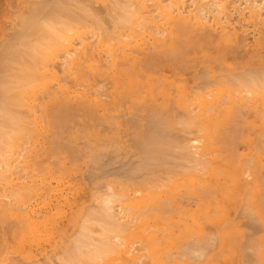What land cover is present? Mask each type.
<instances>
[{
    "label": "bare ground",
    "instance_id": "6f19581e",
    "mask_svg": "<svg viewBox=\"0 0 264 264\" xmlns=\"http://www.w3.org/2000/svg\"><path fill=\"white\" fill-rule=\"evenodd\" d=\"M183 1H184L183 3H186L188 5L189 2L187 0L186 1L188 3L185 2V0ZM233 1L206 0V2H203V0H192V3L189 4L191 7L187 6L188 7L187 9V7L183 8L184 5L186 6V4L183 5L182 0H28L27 3H25V6L22 7L18 13L12 12L14 13V15L12 20L8 19L9 20L8 24H6V22H4V25L3 23H0V33H1L0 34L1 35L0 36V264H130L131 259L127 255L129 253H130L129 255H131L132 251H134V254L135 252H137V249L132 250V248H134L133 243L135 241L136 244L138 243V245H140V242L142 243L141 247L143 248V253H144L143 255L146 256L144 259H146L147 257L150 258L153 262L152 264H157V262H159V264H163L165 260H169L170 263H164V264L187 263L185 261H184L185 263H183L182 260L188 261V264H210V262L213 261L214 258L213 256L217 255L218 254L217 252H219L216 250V248L217 249L222 248V247H218L219 245L222 246V240H220L221 238H223L222 234H225L224 232L225 231L227 232V230H229L228 229L229 227L227 228L225 222L223 224L226 226L227 230L219 227L220 233L218 234L220 235L219 236L220 239H218V234L216 233L214 234L213 231L209 232V230H206L209 233H213V234H208V232L206 233L204 232L205 229L204 226L202 225L205 221H203L200 226H202L203 227L202 229L204 230L202 229L199 230L201 234L203 233L202 235L199 234L201 238L196 234L198 231L196 232L194 230L196 233H193L192 236H194V234L195 236L193 238L190 237V241L189 242L187 241L188 243L187 242L184 243L181 241V236H177L176 234V233L180 234L179 233L180 230L181 232L183 231V234H185L187 231L185 226L183 227L185 228L184 230L186 231L184 232V230H182L180 223L183 222L182 224L183 225L186 224V227L189 224L192 225L193 223H195V225L199 227L200 224L199 222L201 221L196 220L197 222L196 221L194 222L193 220L192 223L188 222L189 224H187V222L185 223V221L180 220L179 224L174 223L176 226L173 225V222L171 221L170 225L172 227L169 225L171 228H173V226L178 227L177 229L180 228L179 232L177 231L176 233H174V235H172L174 229L172 231V229L168 226L169 223L167 222L168 221L167 218L166 220L167 223L164 224V226L163 224H161L162 227H165L164 229L161 227L162 232L159 229L157 231V232L160 231V234L162 233L164 235L163 237V235L161 234V236L163 237V238L161 237L162 238L161 240V238L158 237V235L157 237L155 236L156 232L154 233L153 230L151 231V229H157V227H155L156 225L160 227V224L158 225L157 222L154 226L155 222L152 221L151 222L153 223V227H152V224L148 223L150 219L149 218L146 219L148 221L146 222L147 223V227H146L145 225L146 223L144 224L143 220H145V218L152 216V215L149 216L150 213L152 214L151 210L155 209L154 211L155 213H157L156 211H158L161 207H165V205L168 202H171V200L169 199L170 195H171V199H173L172 195L176 196V192L178 191L176 189L177 188L176 186H179L180 184L182 185V181H184L186 177L187 180H189V184L190 185L193 184V187L194 184L196 185L199 183L198 184L199 188L200 187H202L201 189L205 188L204 192L206 191V186H208V188L210 189L213 185L211 181L212 179L209 177L212 176L217 177L218 175H221L223 177V174H221L220 172L219 174H217V171H220V169L218 168L219 165H217L218 163L216 164V166H213L211 162L212 159L208 156L210 154L212 156V152L215 151L211 148V146L213 145L212 136L214 135L211 134L212 131L210 130L211 129L210 127L212 126L210 124L214 122L210 120L211 117L208 114H211L210 110L212 109L213 112L215 111L214 110L215 108L211 106L216 107L217 105L215 103L216 102L220 103V100L218 101V98L220 99V96L221 98L224 96V99H221V101L224 100L223 102L226 106L227 104H229L228 103L229 101H227L229 98L228 99L226 98L227 97L226 94L222 96V94L220 93H218L219 97L216 98L217 97V95L215 94L216 90L211 91L210 89H214L212 88L213 86L215 87L219 86L220 89L222 90V91L220 90V92L225 93L226 88L227 89L229 88L228 90H231L233 94L230 91L231 94L227 92V95L230 94L231 96H233V97L230 96L231 98L230 100L234 99L232 102H230L229 105L237 109L234 110L232 108L233 112L239 111L240 114L241 113L240 109L238 110V108H236V105L240 104V103H236L235 101V96L239 97L238 94L235 95V92L236 93L238 92L236 91V89L239 91L241 90L240 92H242V90L243 91L246 90L248 91L247 93H251V94L252 92L253 93L255 92L257 93V96L262 97L261 92L264 91V71L248 69L247 71L241 70V71H235L229 73L231 68L229 67L228 62L225 63L222 62L223 59H224L223 61H226L225 56L224 58L221 56L223 59L221 60L219 58L220 61L226 65L228 64L227 67L226 65L225 67L218 66L219 70L222 73H217L216 70L218 68L216 70L215 68H213L214 72H211L210 71L211 69L207 70L206 72L204 71L203 72L205 73L204 77H206L207 75L206 73L209 72L211 73V75L214 76H210L208 74L210 76V79H208L207 81H203L202 83L199 84L200 91L201 88H204L205 91L206 90L209 92L211 91L210 92L211 96H212V92H214L215 95L214 94L213 95L215 99L214 97L213 98L208 96L203 97V94L205 92V91L203 92V90L201 91L203 93L200 94L202 96L201 99L200 98L201 96L199 95V90H195L198 91L196 92L198 94H196L195 91L191 89V91L190 90L189 91L190 92L193 91L194 94L193 93L190 94L195 95L196 99L194 101H193L194 98L190 100V96L186 94L187 93L185 89L186 87L183 86L182 88L183 90H182L180 86L183 95L179 97L178 100L176 101L175 99L176 94H172V96L175 95V97H171V99L169 97V99L165 102H163V96L166 92L164 93L165 90L163 88V82L161 81L163 77L161 76V79L155 80L149 76L146 80H143L142 75L145 72V68L146 69H149L151 67L154 68L158 63L162 62L163 60L159 56L154 55L155 54L154 48L156 46L153 48L151 43L154 44L157 43L158 47L160 48L159 49L160 52L159 51L158 52L161 55H166L168 51H172L173 49H175L174 47L177 46L175 43L178 42L180 44L181 40H185V41L189 39L199 40V38H204V37L207 39V36L203 37L204 32L198 33L197 30L200 28V25L201 27H203V24L205 25V28L209 27L206 26L207 23L205 22V20L206 21L211 20V19H207V16L212 14L210 11L212 12L214 11L215 13L223 12L227 14L226 11H228L229 6L231 5L233 6V8L236 7L235 9L237 11H235V14L237 15L238 13L236 12H239L240 8L242 13L245 11V14L247 12L246 10L248 9V11H250L248 12V16L250 18L256 19L257 21H262V20L264 21V15H263L264 11H262L264 10V0H262L261 3L258 2L259 0H243L242 3L240 2L241 4L238 3L240 0H236L237 2L234 1L236 5L238 3V6H234L235 4H233ZM244 2L247 4L248 8L242 11V9H244L242 8V6L245 5ZM150 4L151 6H153L152 8H150ZM181 7L183 8L182 12H178V8L179 10H181L180 9ZM235 9H230L229 11L234 13L233 10ZM175 10H177V13ZM233 13L232 15H234ZM245 14L241 17L244 18ZM214 16H216L217 20H219L221 17H224L226 15L223 16L222 14L220 18H218L216 14H214ZM228 17L226 19H228ZM249 17H245V20L247 18L249 19ZM230 18L229 21H231ZM252 19H249L248 22H250ZM256 20H254V22H257ZM211 21L213 24L215 23L214 26L216 27L217 21L216 22L213 21V17ZM224 21L226 20L224 19ZM224 21L222 20V23ZM251 23L253 22L251 21ZM213 24L212 26L210 25V27H212L210 28L211 30H213ZM230 24L234 25V23L232 24V21ZM195 25L196 26L199 25V27L197 28ZM222 25L224 26V23ZM259 25L257 22V25L255 26H258V28H260L261 25L260 26ZM224 27L225 29L227 28L226 26ZM262 28L264 31V26ZM214 30L216 31V28ZM198 31H201V28ZM202 31H204V29ZM220 31L221 30H219V32ZM217 32H218V27H217ZM231 33L232 31L230 32L229 35H231ZM224 34H225L224 37H226L227 35L226 30ZM163 36L167 38H164ZM208 37L210 39L213 36L210 37L209 35ZM77 41L79 42L77 43ZM241 41L243 40L241 39ZM259 42L261 43V41ZM76 43L78 45L74 46L76 45ZM193 43H190L189 45ZM185 46L188 45L185 44ZM185 48L187 51V47ZM143 53H145L147 56H143ZM174 54L176 56L175 52ZM213 57H215V55ZM191 63L195 64V61L192 62L191 60ZM217 63L221 64L219 61ZM240 65L242 64L240 63ZM201 77L203 76L201 75ZM165 85L167 86V83ZM172 85L174 86V84ZM219 87L216 88L219 89ZM224 89L225 91H223ZM181 91L179 90L178 92L181 93ZM175 93H176V89H175ZM210 93L208 94L210 95ZM247 93H240V95L242 94V98H245L243 96H245ZM255 93L253 94L254 97L253 101L257 99L254 96ZM205 94H207V92ZM251 94L250 95L247 94L249 96L248 98L252 96ZM197 98L200 99L197 100ZM206 98L207 99L211 98V100L214 99V101H212L213 103H208L210 99L207 101ZM248 98L246 96L243 102L245 101L248 102L249 101ZM203 99L206 100V102L203 101ZM216 99L217 101H215ZM258 99L256 101H258ZM189 100L192 102H195L197 100L195 102L197 105L194 103V105L191 108L190 106L192 104ZM170 101H174L173 103L171 102L172 104H174L175 106L174 108H171L172 107L171 104H170L171 107L168 106ZM198 101L201 102L198 103ZM237 101L239 102L241 100H237ZM223 102L220 103L219 106L222 105ZM204 103L205 105L207 104L206 113L208 114H205V110L204 111L202 110V108H204L203 107ZM231 103H234L235 105ZM248 103H253V102L250 101ZM198 104H200L199 106H202V108L198 107ZM224 104L222 105V108L219 107L221 110L223 109ZM180 105H185L183 107L185 109L184 112H181L179 109H177L176 111V107L177 108L182 107ZM208 105H211L210 107L212 109L210 108L209 110ZM241 105L243 106L244 103L242 104L241 102ZM258 105H257L258 108L261 107V105L259 106ZM194 106L197 107L196 108L197 110L198 108H200L199 109L200 115L198 114L199 111L196 113L194 112L195 111ZM226 106H224V109ZM169 107L170 109H172L171 112L169 110ZM239 108L241 107L239 106ZM201 112L202 114L204 113L203 115H205V117L201 114ZM215 113L217 114V116H215L216 115ZM215 113H213L214 115L212 114V116H215L213 117V120L217 119L218 117H219L218 120L222 119V117L218 116L219 115L218 111H216ZM236 114L238 115L237 112ZM242 114L243 113L240 114L239 116L240 118L241 116H243ZM259 114L262 115V113H258V115ZM201 115L203 117H200ZM206 115L208 117H206ZM123 116L124 117L126 116L127 119L125 120L126 125L124 124L125 133L123 132L122 135L124 134L129 138V143L125 142L126 143L125 145L123 144L121 145L122 142L120 143L117 140H115L114 142L111 139L108 140L107 139L108 135H106V133H104L103 135L102 133V130H106L107 128L104 127L105 124H109L110 125L109 128L115 130L116 127L114 126L118 127L120 125V121H121L120 118H122ZM225 117H223V119ZM232 117H234L235 119V115ZM81 118L84 119L87 118L90 120L93 119L94 121L96 120L100 122V124L102 125V130L101 128L98 129H100V136L103 135L104 137L102 138V149L105 151L103 156H108V157L110 156L111 159L110 161L107 162V164L102 163V168H101L102 171L99 172L97 177L90 179V181L92 180L91 186L94 185V191L91 202L84 204L80 208L78 207L79 209L77 208V211H75V213L72 215V220H74L73 222L75 223V228H76L74 234L68 238L66 233H61L59 235L60 239L57 240L56 244L53 243V247L51 246L52 247L51 250L43 249L40 253L39 251L38 253L37 252L35 253L31 249L28 250L26 244L28 242L31 243L37 242L40 244V242L44 240H46L45 242H47L48 237L52 235L51 234L52 230L57 229V227L55 228V223L54 221H52V218L49 215L40 212V210L38 209L40 204L42 206L46 205L47 199L49 197L48 195H50L48 193H50L54 189L51 186V179L57 171V170L53 171L52 167L50 166L51 164L50 156L52 155L51 152L54 148L53 147L51 148V146H49L48 143L49 139L51 142V140L55 138L54 136L56 133L62 132L61 129L64 123L65 125H67L66 123L79 121V120L81 121L82 120ZM200 118L201 120H199ZM205 118L206 119L210 118L206 120L207 122L209 121L208 124L210 125V127L209 126L206 127L208 124L207 125L205 124L206 123ZM229 118L230 117H228L227 119ZM244 119L243 121H245ZM200 121L201 122L204 121L205 122V123L203 122V125H205L204 127L209 128L211 133L209 132L208 129L205 130V132L207 131L208 133H210L209 136L212 137L211 139L210 137H206V133H207L206 132L205 135L203 136L205 137L204 138L205 141L201 140V138L203 139V137L200 136V134L202 132L204 133L205 128L201 129L203 125L200 124L201 123ZM231 121L233 122L232 118ZM216 123H218V121ZM224 125L226 126V124ZM214 127L215 126H213V128ZM90 128L92 129V127H88V128L86 127L85 132L92 131L89 130ZM219 129L220 127H218V130ZM231 129H228V131ZM83 130H84V125H83ZM110 131L111 133L113 132L112 130ZM182 131L184 132L182 134L184 136L179 135V133H182ZM197 132L200 133L198 134ZM231 132L233 133V131ZM225 133L226 132H224V134ZM220 134L222 133H219V136L218 135L217 136L221 137ZM122 135L120 133V135L117 136L121 138ZM195 135H198V139L200 136V139L198 141ZM79 136L81 135L79 134ZM70 137L69 139L71 140ZM236 137L238 138L239 136ZM123 139H125V137ZM219 139L221 140V138H217V141H219ZM230 139L234 140V138H230ZM96 140L97 139L95 138V141ZM214 140H215V136H214ZM198 142L199 143L203 142V143L199 145ZM94 143L95 142H93V144ZM257 143H259V141ZM208 144L210 145L209 147ZM229 144H233V143H229ZM262 144H264V142L261 143V147ZM90 145L92 146V144ZM216 145L217 143H215V146ZM227 146L229 145L227 144ZM198 147L202 148L203 153L199 151ZM216 147L213 148L216 149ZM108 148L110 149V151ZM129 148L131 150H129ZM170 148H173V150ZM208 148H211V150H213L212 152H210V154H208L207 152ZM169 149L174 154H171ZM259 150H261V148ZM256 152L257 151H255V153ZM96 153L98 152L96 151ZM232 154L235 153H231V155ZM128 157L130 158L129 160L127 159ZM171 158L172 161L170 160ZM58 159H60V156ZM122 159L127 162V165H124L123 167L116 166L117 168L114 166L115 170H111V172L108 171L110 168V167L108 168V165H110L111 163L112 165L118 163ZM176 159L177 161L173 162V160ZM214 160H216V158ZM57 161L58 164H60L59 160ZM226 161L227 163L231 162V161L228 162V160ZM250 163H252V161ZM261 163L263 164V162H260L259 165H261ZM247 164L246 166H249ZM59 168L61 167L59 166ZM244 168L247 167H243V169ZM254 168L256 169V167ZM251 169L249 168L248 170L244 171L247 172L245 173L246 179L249 178V177L247 178V176L250 175L249 171ZM62 170L64 171L66 169H62ZM252 171L254 172V170ZM252 171L250 172L251 174H253L252 175L253 177L254 174L256 173V170L255 173H252ZM223 172L226 171L224 170ZM255 175H257L256 180L255 178H253V181L247 180V182L251 184L248 185V191L249 189L253 190L256 187L259 189V187H261L260 181L263 180L262 182H264V177L261 176L262 174L259 175L260 177H262L261 179L258 177V172ZM179 176L182 180L181 182H179ZM217 178L219 179V176ZM187 180H185L184 183H186ZM243 180L244 179H241L240 176H238V174L236 175L235 181L236 182L238 181L237 184L239 186L241 184L240 183L241 181H242L241 186H243L244 183ZM237 184L235 186H237ZM182 186H184V184ZM188 187L191 188L190 186ZM173 189H176L177 191L174 193L175 190L173 191ZM194 189L195 187L191 188V190ZM237 189L241 190V188L238 187ZM258 189L256 190L258 191ZM261 189H259V191H261ZM195 190L197 191V189ZM259 191H258L259 193L258 195H260ZM251 193L252 195L255 194V192L254 193L251 192ZM213 194H215V192ZM213 194L207 196L211 197ZM246 195H249V193L247 194L245 193V196ZM181 196L183 197V195ZM166 197L167 198L169 197L168 199L170 201ZM187 197L189 198V196ZM165 199H167L168 202H165L164 204L161 201L160 203H162V205H159L158 207L157 206L155 207L154 205L153 206L154 209H153L152 205L155 202L158 203L159 200H165ZM202 199L203 198H201V200ZM259 199L262 200V198ZM244 200H249V199L247 197V199ZM152 201L153 204L151 203ZM254 202L251 203L253 204ZM172 203L173 202H171V204L168 203L169 208L168 206H166L167 208L166 209L164 208L165 211L161 209V211L159 210L160 212L158 211L157 214L159 213L161 214L163 210L164 212L162 213V216L164 215H166V217L172 216L171 214L173 213H170L171 210H169L170 208L173 209L174 207ZM211 203L213 205V202ZM149 204L152 205L150 206ZM148 205L150 206V209ZM257 205L256 208H258L259 205L261 206L264 205V203L262 204L257 203ZM185 206L187 207V205ZM198 206H199L198 208L200 209L201 206L200 205ZM256 208L252 207L249 209L246 207V209H248L247 210L248 212L249 210L254 211V215L257 214V210L259 209ZM246 209H243V207L241 206V209L238 212L241 213L243 212L244 214V211ZM181 210L184 211L185 209L181 207ZM194 212L195 210L192 213L193 215L196 214ZM166 213L170 215H167ZM157 214L156 216H158ZM184 214L186 215L185 212H183L181 215L183 216ZM187 214H191V213L189 212ZM248 214H247L248 216H251L250 212ZM205 215L206 214H204V216ZM257 215L259 216V214ZM191 217L193 218L194 216ZM251 217L250 219H252ZM261 217L263 218V216ZM155 218L159 219V216L158 218L157 217ZM155 218H153V220H155ZM197 218L198 217H196V219ZM240 218L237 217L235 219L237 220ZM253 220L250 222H253ZM254 221L256 222V220ZM262 222H264V220ZM230 223L229 226L231 225ZM224 225L222 227H225ZM167 226L171 230L168 229ZM189 228H191V226ZM195 228L196 227H194V229ZM191 229L190 230L188 229V232L190 234H191L190 231H192ZM142 231H145L147 235L145 232L144 234L148 236V239H145V241H143L142 239L143 236L145 235L142 234L143 236H140L141 235L140 233H142ZM235 231L233 232L234 235H235ZM148 233H150V236ZM169 233H171V235H169ZM261 233H255V235L259 236ZM146 236L145 238H147ZM175 236L179 237L180 239L177 241L178 242L181 241L183 244H180L181 242L178 243L175 239ZM256 236L252 237L251 235L253 239L252 241L253 246L251 247L253 249L255 248L254 246L256 244V243L253 244L254 241L256 242V238H254ZM171 237L174 240L171 239ZM187 237L186 239H188ZM262 237L264 236L261 235L260 238ZM158 238H160V240ZM248 238L250 239V236ZM235 239L233 241H235ZM158 240L162 242L165 241L163 243V246H165L166 242L170 240L169 242H167L168 244H166L168 245V247L165 246L167 249L170 248V250L166 249L167 250L166 251L165 247L163 249L164 252L166 251L165 254H162L163 252H161V248L163 246L162 244H160L162 242L159 243ZM171 241L172 243L170 245ZM263 241L262 242L260 241L262 243L261 248L264 246ZM260 242L257 241V244L258 243L259 244L256 247L257 250L259 249L260 253L259 252L258 253L260 255L261 254L264 255L263 251H260V248H258L260 247ZM248 243L251 244V239L249 242H247V244ZM175 244L178 246H176ZM240 245H242V243ZM171 246L174 247L173 249H176V247H178L176 251L178 250L179 252L177 251L174 253L173 251H171L173 250ZM227 246L228 245H226V248ZM245 246L244 247L241 246L242 251L245 250L246 252V249H251L250 245H247L248 247L246 246V249ZM142 248H140V250H142ZM213 250H216L215 252L216 254L214 252H211ZM257 250L254 249V251H252L253 253L255 252L254 255H256L255 261L257 262L259 261V263L262 264V262H264L263 260L264 256L263 255L259 256L258 253L256 252ZM139 251H138L139 257H137L138 254L136 253L137 255H135L136 257L134 256L133 260L137 261L138 258L144 257V256H140L142 252ZM224 251L227 252V249H225ZM163 255H166L168 258L164 256V260L163 259L161 260L160 258H163ZM210 255H212L213 258ZM257 255L259 256V258H257L258 257ZM225 258L226 257H224V259ZM244 259L245 260L241 259V261L248 262L246 261L245 256ZM138 261L137 263L140 262ZM213 263L214 262H211V264Z\"/></svg>",
    "mask_w": 264,
    "mask_h": 264
},
{
    "label": "rangeland",
    "instance_id": "374dc122",
    "mask_svg": "<svg viewBox=\"0 0 264 264\" xmlns=\"http://www.w3.org/2000/svg\"><path fill=\"white\" fill-rule=\"evenodd\" d=\"M27 1L28 0H0V23H3V25H4V22H6V24H8L9 23V20L8 19H10V20H12V18H13V15H14V13H18L19 11H20V9L22 8V7H24L25 6V3H27ZM189 3H188V2ZM185 0V2H187L188 3V5L186 4V3H183L184 1L182 0V3H183V5L184 4H186V6L184 5V7L183 8H185V7H187V6H190L189 4H191L192 3V0L190 1V0ZM233 1V0H232ZM234 1H236V0H234ZM234 1H233V4H235L234 3ZM203 2H206V0H203ZM208 2V1H207ZM237 2V1H236ZM242 3L243 2V0H240L238 3ZM259 3H261L262 2V0H259L258 1ZM150 3V2H149ZM165 3V2H164ZM238 3H237V5L235 4L234 6H238ZM240 3V4H241ZM245 3V2H244ZM243 3V4H244ZM242 4V5H243ZM182 5V6H183ZM245 5H246V8H245ZM245 5H243L242 6V8H244V9H242V11L243 10H245V9H247L248 8V6H247V4L245 3ZM231 6V5H230ZM229 6V9H228V11H226V10H224V11H226V13L227 14H225V13H223V12H221V13H215L214 11V13L212 12V11H210L212 14H210V15H208L207 16V19H211L212 20V17H213V21H217L216 22V24H217V26L215 27L214 26V24L212 23V21L210 20V21H206L205 20V22L207 23V25L206 26H209V27H206V28H208V29H206L205 28V25L203 24V27H201V25H200V28H201V31H198V30H200V28L197 30V32L198 33H200V32H204L203 33V37L204 36H207V39L204 37V38H199V40L198 39H189V40H181L180 41V44L177 42V43H175L177 46H175L174 48L175 49H173L172 51H168L167 52V54L166 55H161L159 52H160V48L158 47V45H157V43L156 44H154V43H151V45H152V47L154 48L155 46V48H156V50H155V48H154V55L155 56H159L160 58H162L163 60H162V62H160V63H158L157 65H159V66H155L154 68H149V69H146L145 68V72L143 73V75H142V79L143 80H146L149 76L150 77H152V79H155V80H158V79H161V76L163 77V79L161 80L162 82H163V88H164V96H163V102H165V101H167L168 99H169V97H170V99H171V97H175V95L174 96H172V94H176V97H175V99H176V101L178 100V98L179 97H181L182 95H183V92L181 91V89L183 88V86H185L186 88V91H187V95H189L190 96V100H192L193 98V101L196 99L195 98V95H193L194 93H193V91H195V90H199L200 88V83H202L203 81H207L208 79H210V76H214V75H211V73L209 72V73H206L207 75H206V77H204V74L205 73H203L204 71L206 72L207 70H210L211 72H214V69L213 68H215V70L217 71V73H222L220 70H219V67L220 66H223V67H225V65L226 64H224L225 62H228V64H229V67L231 68V70L229 71V73H231V72H235V71H247L248 69H252V70H257V71H264V31H263V26H264V21L262 22V21H257L256 19H252V18H250L249 16H248V12H250V11H248V9L246 10L247 12H246V14H247V16H246V14H245V11L243 12L244 14H245V17H249V19H252L251 21L253 22V23H251V21L250 22H248L249 21V19L247 18L246 20H245V17L243 18V17H241V16H243L244 14L241 12V8H240V11L239 12H236V13H238V15L237 14H235V11H237L235 8H233V6H231L230 7ZM153 6H151V4H150V8H152ZM191 7V6H190ZM183 8L181 7L180 9L181 10H179V8H178V12H182V10H183ZM228 8V7H227ZM226 8V9H227ZM187 9H188V7H187ZM187 9H184V10H187ZM189 9H191V8H189ZM230 9H235V10H233L234 11V13L233 12H231V11H229ZM16 11V12H15ZM176 11V13H177V10H175ZM262 11H264V10H262ZM261 11V12H262ZM12 12H14V13H12ZM184 12V11H183ZM229 12V13H228ZM230 12H231V14H230ZM11 13V14H10ZM175 13V12H174ZM232 13L234 14V15H232ZM239 13H242V14H239ZM214 14H216L217 16H218V18H220V16L223 14V16L224 15H226V16H224V17H221L219 20H217V17L216 16H214ZM221 14V15H220ZM230 14V15H229ZM211 15H212V17H211ZM249 15H250V13H249ZM264 15V14H263ZM229 16V17H228ZM230 16H231V18H230ZM240 16V17H239ZM210 17V18H209ZM228 17V19H226ZM223 18V19H222ZM229 18H230V20L232 21V24L234 23V25H231L230 23H231V21H229ZM242 18H243V20H242ZM215 19V20H214ZM224 19L226 20V21H224ZM222 20L224 21L223 23H224V26H226L227 28L225 29V27L222 25L223 23H222ZM236 20V21H235ZM243 22H242V21ZM254 20H256L257 22H258V25L260 24L261 25V27L260 28H258V26H255V25H257V22H254ZM260 20V19H259ZM228 21V22H227ZM213 24V30L216 28V31H215V33H214V31L213 30H211L210 28H212V27H210V25L212 26V24ZM221 22V23H220ZM230 22V23H229ZM236 22V23H235ZM203 23H204V21H203ZM205 23V24H206ZM256 23V24H255ZM221 24V25H220ZM227 24H228V26L231 28H229L228 26H227ZM248 24V25H247ZM255 24V25H254ZM233 26V27H231V26ZM254 25V26H253ZM259 25V26H260ZM196 26V25H195ZM221 26H223V27H221ZM235 26V27H234ZM197 28L199 27V25L198 26H196ZM195 27V28H196ZM217 27H218V32H219V30H221L219 33L217 32ZM253 27H255V28H253ZM196 28V29H197ZM241 28V29H240ZM204 29V31H202ZM230 29V30H229ZM262 29V30H261ZM207 30V31H206ZM225 30H226V33H227V35H226V37H224L225 36ZM228 30V31H227ZM242 30V31H241ZM256 30V31H255ZM261 30V31H260ZM10 31H12V30H10ZM232 31V33H231V35H229L230 34V32ZM255 31V32H254ZM263 31V32H262ZM209 32H210V34H209ZM237 32V33H236ZM244 32V33H243ZM214 33V34H213ZM257 33V34H256ZM1 34V33H0ZM210 35V37L211 36H213L212 38H210L209 39V35ZM224 34V35H223ZM236 34V35H235ZM199 35V34H198ZM217 35V36H216ZM235 37H234V36ZM244 35V36H243ZM1 36V35H0ZM223 36V37H222ZM164 37V36H163ZM215 37H218V38H215ZM220 37V38H219ZM222 37V38H221ZM231 38V40H230V38ZM234 37V38H233ZM164 38H167V37H164ZM257 38H259V39H257ZM225 39V40H224ZM227 39V40H226ZM241 39L243 40V41H241ZM166 40V39H165ZM168 40V39H167ZM205 40V41H204ZM216 40H217V42H216ZM219 40V41H218ZM228 40H229V42H228ZM245 40V41H244ZM191 41V42H190ZM193 41H194V43H193ZM258 41V42H257ZM259 41H261V43L259 42ZM263 41V42H262ZM79 41H77V43H78ZM188 42V43H187ZM244 42V43H243ZM76 43V45H74V46H77L78 44ZM190 43H193V44H191V45H189ZM154 44V45H153ZM185 44L186 45H188V46H185ZM215 44V45H214ZM261 44H263V45H261ZM182 45V46H181ZM196 45V46H195ZM238 45V46H237ZM244 45V46H243ZM80 46V45H79ZM78 46V47H79ZM179 46V47H178ZM240 46V47H239ZM249 46V47H248ZM185 47H187V51H186V48ZM181 50V51H180ZM208 50V51H207ZM211 50V51H210ZM244 50V51H243ZM159 51V52H158ZM184 51V52H183ZM134 52V51H133ZM132 52V53H133ZM150 52H152V51H150ZM174 52L176 53V56H175V54H174ZM181 54H180V53ZM156 53H157V55H156ZM134 54V53H133ZM173 54H174V56H173ZM204 54H206V55H204ZM215 55V57H213ZM260 55V56H259ZM143 56H147L145 53H143ZM224 58V56H225V60L226 61H223L224 59L222 58V57ZM255 56V57H254ZM172 57H173V59H174V61H173V59H172ZM197 57V58H196ZM202 57V58H201ZM258 57V58H257ZM261 57V58H260ZM165 58H166V60H165ZM167 58H168V60H167ZM214 58V59H213ZM222 60V62H224V63H222L221 61H220V59ZM249 58V59H248ZM211 59V60H210ZM216 59V60H215ZM241 59V60H240ZM177 60V61H176ZM191 60H192V62H194L195 61V64L194 63H191ZM165 61V62H164ZM214 61V62H213ZM220 62L221 64H218L217 62ZM179 62V63H178ZM180 62H182V63H180ZM187 62V63H186ZM206 62V63H205ZM230 62V63H229ZM210 63H211V65H210ZM240 63L242 64V65H240ZM205 64V65H204ZM208 64H209V66H208ZM218 64V65H217ZM227 64V65H228ZM261 64V65H260ZM188 65V66H187ZM214 65V66H213ZM227 65H226V67H227ZM240 65V66H239ZM205 66V67H204ZM213 66V67H212ZM217 66V67H216ZM219 66V67H218ZM239 66V67H238ZM210 67V68H209ZM242 68V69H241ZM247 68V69H246ZM254 68V69H253ZM256 68V69H255ZM233 69V70H232ZM149 70V71H148ZM216 73V72H215ZM215 73H213V74H215ZM216 73V74H217ZM201 75L204 77H201ZM144 77V78H143ZM198 77V78H197ZM201 77V78H200ZM165 82H164V81ZM168 81V82H167ZM167 83V86L165 85ZM169 83V84H168ZM198 83V84H197ZM172 84H174V86L172 85ZM192 85H193V87H192ZM198 85V86H197ZM176 86V87H175ZM179 86V87H178ZM180 86H181V89H180ZM196 86H197V88H196ZM167 87H168V89H167ZM194 87H195V89H194ZM212 87V86H211ZM211 87H209V88H211ZM216 87H219V86H216ZM215 86H213L212 88H214V89H210L211 91H215L216 90V92H215V94L217 95V97L216 98H218L219 96H218V93H220V94H222V96L224 95V94H226V98L228 99H226L227 101H229L228 103L230 104V102H232L234 99H232V100H230L231 98H230V94L232 93L233 94V92L231 91V90H228L227 88H226V92L224 93V92H220V87H219V89L218 88H216ZM170 88H173V89H170ZM208 88V89H209ZM223 88V87H222ZM175 89H176V93H175ZM191 89H193V91L192 92H190L191 91ZM205 89H207V88H205ZM235 89V88H234ZM240 89V88H239ZM173 90V91H172ZM181 91V93L180 92H178V91ZM183 90V89H182ZM190 90V91H189ZM203 90V92L205 91L204 90V88H201V91ZM232 90H233V88H232ZM172 91V92H171ZM200 90H199V95L200 94H202L203 92H201ZM210 91V92H211ZM222 91V90H221ZM223 91H225V89L223 90ZM230 91H231V93H230ZM236 91H238L237 93L235 92V95L236 94H238L239 95V97L238 96H235V101H236V103H240V104H237L236 105V108H238V110L240 109V112L241 113H243L242 115L243 116H241V118L239 117L240 116V114H239V111H232V108H233V106H231V105H229V104H227V106L224 104V100H222L221 101V99H224V96L221 98V96H220V99L218 98V101L220 100V103H222L223 102V104H224V106H226L225 107V109H224V106H223V109L221 110L219 107H221L222 108V105H220L219 106V104L220 103H215L217 106L215 107V106H211V105H208L209 107V110H210V108L211 107H214L215 109V111L213 112V109L212 110H210V112H211V114H208V113H206L207 112V108H206V106H207V104L205 105V103H204V108H202V106H199L200 104H198V107H200V108H202V110L204 111L205 110V114H208V115H210V117H211V119L210 118H205V121L206 120H208V119H210L211 121H213L214 123H215V125H214V123H212V124H210V125H212L211 127H210V125L208 124V122L206 121V123L204 122V121H200L201 123V125H203V122L207 125L206 127H210L211 129V131H212V133L210 132V130H209V128H206V127H204L205 125H203V127L201 128V129H204V133L202 132L201 134H200V136H204L205 135V133L207 132H205V130H209V132L211 133V134H213L214 136H215V140H214V136H212V137H210L209 135H210V133H206V137H210V139L212 138L213 139V147H216V149L215 148H213L212 146H211V148L213 149V150H215V151H213V150H211V148H208V154H210V152H214V154H213V152H212V156H211V154L210 155H208L211 159V162H212V164H213V166H216V164L217 165H219L218 166V168L220 169V171H217V174H219V172L221 173V174H223V177L221 176V175H218L219 176V179L216 177V176H212L213 174H215V173H213L211 176L213 177H209V178H211L212 180V183H213V185H212V187L209 189L208 188V186H206V191L204 192V189H201L202 187H200L199 188V186H198V184H194V187H195V189H197V191L194 189V190H191V188H194L193 187V184H189V180H187V177H186V179L185 180H187V182L186 183H184L185 182V180L184 181H182L181 180V178H180V176H179V182H181L182 181V185L184 184V186H182L181 184L179 185L181 188L183 187L184 188V190H183V188L181 189L179 186H176L177 188V190L176 189H173V191H174V193L176 192V196L174 195H172V198L173 199H171V195H170V200H171V202H173L172 203V205H174V207H175V205H176V207H178V208H174L172 205V207H173V209H169V210H171V212L170 213H173V214H171L172 216H173V218H172V216H170L171 218H172V220H171V218L168 216V217H166V215H164V216H162V213L165 211L164 210V208L166 209L167 207L166 206H168V208H169V204L168 203H170L171 204V202H168L167 201V199H165V200H159L158 201V203H154L153 204V201L151 202L152 204V207L155 205V207L157 206H159V205H162V203H160L161 201L165 204V202H168L166 205H165V207H159L160 209V211H161V209H163L162 210V212H161V214L159 213V214H157L158 213V211H156L157 213H155V209H154V207H153V209L154 210H151V212H152V214L150 213L149 214V216L150 215H152L151 217H148V218H145V220H143V223L145 224L146 222H148L146 219H149V224L153 221V222H155L154 223V226H155V224L158 222V225L160 224V227L159 226H155V227H157V229H151V231L153 230V232L155 233L156 232V234H155V236L157 237V235H158V237H162L161 236V234H160V231L159 232H157L158 231V229L159 230H161V232H162V228L164 229L165 227H162V225L161 224H163V226H164V224H166L167 222L169 223L168 224V226L171 224V221L173 222V225H175L176 223H178L179 224V221L181 220V221H185V223L187 222V224H189L188 222H190V223H192L193 222V220H194V222L196 221V220H199V221H201V222H199V223H196V224H199V227H201V228H199L198 226H196L195 225V223H193L192 225L191 224H189L190 226H191V228H189L190 226L189 225H187V227H186V224H182L183 222H181L180 223V226H181V228H182V230H184L185 228H186V230H184V232L186 231V233L185 234H183V231L181 232V230H180V232H179V229H177L178 227H175V226H173V228H171L170 226V228L172 229V231H173V229H174V231H173V234L172 235H174V233H176L177 231L180 233V234H178V233H176L177 234V236H181V241L182 242H189L190 241V237H194L195 236V234H194V236H192L193 235V233H196L197 231V235L199 236V234H201L200 233V231L199 230H201L203 227L202 226H204V229H205V233L206 232H208V231H206V230H209V232H212L213 231V233L215 234H218V233H220V230H219V227L220 228H223V229H225V230H227V228L230 230V233H229V230H227V232L225 231V230H223V231H225L224 233L225 234H222L223 235V238H221L220 239V235L218 234V239H220V240H222V246H220L219 244V246L218 247H222V248H216V250L217 251H219V252H217L218 254L217 255H215V256H213L212 257V255L216 252V250H213V251H211V252H214L212 255H210L212 258H213V261H211V262H214L213 264H248V262H249V264H260L259 263V261L257 262V261H255L256 260V258H255V256L256 255H254V253L252 252V251H254V249L255 250H257V247L256 246H258V244H257V241H263L264 239V237H262V238H260L261 237V235L262 236H264V232H263V230H264V225H261V224H264V222H262L263 220H264V213H262V212H264V205H259V209L258 208H256V205H257V203L258 204H262V203H264V192H261V191H264V187H262V186H264V182H262V181H260V185H261V187H259V189H261V191H259V189L256 187V188H254L253 190H251V189H249V191H248V185H251L249 182H247V180H249V181H253V178H255V180H256V176L257 175H255L257 172H258V177L261 179L262 177H264V144H262V147H261V143H263L264 142V140H263V137H264V122H263V118H264V97H263V92L264 91H262L260 94L262 95V97H261V99H260V97L259 96H257V93H255V98H257L258 99V97H259V99H258V101H256L257 99H255V101H253V99H254V97H253V92H252V94L251 93H247L248 91H243L242 90V92H240L239 90H237L236 89ZM196 92H198V91H195V93ZM207 92V94H205ZM209 91H205L204 92V94H203V97H211V98H213L214 97V92H212V96H211V93H210ZM227 92L228 93H230L229 95H227ZM247 93V94H251L252 96L251 97H253V98H248L249 96L246 94L245 96H243V97H245L246 98V96H247V98L249 99V101L248 102H253V103H248L247 101H245V102H243L244 100H245V98H242V94L240 95V93ZM249 92H250V90H249ZM170 93H171V95H170ZM190 93H193L192 95L190 94ZM208 93H210V95L208 94ZM196 94H198V93H196ZM214 94V95H213ZM169 95V96H168ZM192 96V97H191ZM201 96V95H200ZM229 96V97H228ZM241 96V97H240ZM165 97V98H164ZM231 97H233V96H231ZM238 99H237V98ZM201 99H202V96L200 97ZM200 98H197V100H199ZM211 98H209L210 100H211ZM205 99V98H204ZM203 99V101H205L206 102V100H204ZM207 99V98H206ZM209 99H207V101L209 100ZM214 99H215V97H214ZM214 99H212L211 101L209 100V102L208 103H213L212 101H214ZM241 100V101H237V100ZM248 99H246V100H248ZM189 100V101H190ZM196 100V101H197ZM261 100H262V102H261ZM195 101V102H196ZM202 101V100H201ZM201 101H198V103H200ZM215 101H217V99L215 100ZM227 101H225V102H227ZM259 101H260V103H259ZM174 102V101H170L169 102V104H168V106H170V104H171V108H174L175 106H174V104H172V103ZM191 102V108H192V106L194 105V103L195 102H192V101H190ZM241 102H242V104L244 103V105L242 106L241 105ZM247 102V103H246ZM203 103V102H202ZM235 103V102H234ZM234 103H231V104H234ZM255 103V104H254ZM196 104V103H195ZM215 104H212V105H215ZM247 104V105H246ZM259 104V105H261V107H257V105ZM197 105V104H196ZM195 105V106H196ZM235 105V104H234ZM252 106V107H250V106ZM254 105V106H253ZM258 105V106H259ZM180 106H182L181 108H177L176 107V111H177V109H179L181 112H184V106L185 105H180ZM194 106V107H195ZM211 106V107H210ZM239 106L241 107V108H239ZM170 107H169V110H170V112L172 111V109H170ZM190 107H189V110H190ZM193 107V108H194ZM219 109H218V108ZM228 107V108H227ZM243 107V108H242ZM188 108V107H187ZM197 107H195V113L196 112H198L199 111V109L200 108H198V110L196 109ZM248 109V110H245V109ZM263 108V109H262ZM234 110H237V109H235V107L233 108ZM242 109H244V110H242ZM258 109H259V112H258ZM174 110V109H173ZM220 110V111H219ZM227 110H229L228 112L225 111ZM242 110V111H241ZM255 110V111H254ZM256 110H257V112H256ZM263 110V111H262ZM202 111V112H203ZM216 111H218V116H220V117H222V119H219L218 120V118L217 119H215V120H217L218 121V123H216L217 121H215V120H213V117H215V116H217V114L215 113ZM202 112H201V114H202ZM209 112V111H208ZM209 112V113H210ZM221 112V113H220ZM233 112V113H232ZM236 112L238 113V115L236 114ZM213 113H215L216 115L215 116H212V114ZM258 113H262V115L261 114H259L258 115ZM199 115H200V111H199V113H198ZM204 114V113H203ZM202 114V115H203ZM226 114V115H225ZM227 114H228V117H230L229 119H227L228 117H227ZM245 114V115H244ZM200 116V117H205V115H203V116ZM214 115V114H213ZM221 115H223V116H221ZM230 115V116H229ZM235 115V119H234V117H232V116H234ZM247 115V116H246ZM226 116V117H225ZM246 116V117H245ZM206 117H208L207 115H206ZM223 117H225L224 119H225V121H224V119H223ZM245 119H244V118ZM231 118H232V120H233V122L231 121ZM82 120L80 121H73V122H70V123H66L67 125H65V123H64V125H63V127H62V132H60V133H56L55 134V138H53L52 140H51V142H52V145H51V142H50V139H49V146H51V148L53 147L54 149L52 150V152H51V156H50V160H51V164H50V166L52 167V169H53V171H56V173L53 175V177H52V179H51V186L54 188L50 193H48V194H50V195H48L49 197H48V199H47V203H46V205H44V206H42L41 204L39 205V207H38V209L40 210V212H42V213H44V214H47V215H49L51 218H52V221H54V223H55V228L57 227V229L56 230H52V235H50V237H48V239H47V242H45L46 240H44V241H41L42 242V244H41V242H40V244L39 243H37V242H33V243H31V242H28L27 244H26V247H27V249L28 250H32L33 252H37L38 253V251H39V253L43 250V249H50L51 250V248L53 247V243L54 244H56V242H57V240L58 239H60L59 237V235L61 234V233H66V235H67V237L69 238V237H71L73 234H74V232H75V230H76V228H75V223L73 222L74 220H72V215L75 213V211H77V208L79 207H81V206H83L84 204H87V203H89V202H91V199H92V195H93V191H94V185L93 186H91L92 184V180L90 181V179L91 178H94V177H97L98 176V174H99V172L100 171H102L101 170V168H102V163H104V164H107V162L108 161H110V159H111V157L109 158L108 156H103V154H104V150L102 149V138H104L103 137V135H104V133H106V135H108L107 137V139L108 140H112L113 142L115 141V140H117L118 142H122L121 143V145L123 144V145H125L126 143L125 142H127V143H129V138L127 137V136H125L124 134L122 135V133L124 132L125 133V125H126V116L124 117H122V118H120L121 119V121H120V125L122 126H114V127H116V129L114 130V129H112V128H109L110 127V125L109 124H105L104 125V127L106 128V130H102V125L100 124V122L99 121H94L93 119H87V118H81ZM243 119L245 120V121H243ZM263 119V120H262ZM199 120H201V118L199 119ZM202 120H203V118H202ZM228 120V121H227ZM222 121V122H221ZM227 121V122H226ZM240 121V122H239ZM76 122V123H75ZM87 122V123H86ZM225 122V123H224ZM223 123V124H222ZM229 123V124H228ZM235 123V124H234ZM240 123V124H239ZM77 124H78V126H77ZM125 124V125H124ZM224 124H226V126L224 125ZM237 124V125H236ZM83 125H84V130H83ZM109 125V126H108ZM223 125V126H222ZM228 125V126H227ZM260 125V126H259ZM213 126H215L214 128H213ZM229 126H230V128H229ZM235 126V127H234ZM82 127V128H81ZM86 127L88 128V127H92V129L90 128L89 130H92V131H94V132H92V131H88V132H85V130H86ZM201 127V126H200ZM199 127V128H200ZM218 127H220V129L218 130ZM225 128V129H223V128ZM231 127H232V129H231ZM71 128V129H70ZM80 130H79V129ZM98 128H101V130H102V133H103V135L102 136H100V129H98ZM213 128V129H212ZM217 128V129H216ZM238 128V129H237ZM239 128H240V130H239ZM120 129V130H119ZM122 129V130H121ZM216 129V130H215ZM228 129H231V130H229L228 131ZM110 130H112L113 132L111 133V131ZM181 131V130H180ZM215 131H216V133H215ZM231 131H233V133L231 132ZM234 131H235V133H234ZM241 132V133H239V132ZM65 132V133H64ZM67 132V133H66ZM92 132V133H91ZM224 132H226L225 134H224ZM231 132V133H230ZM63 133V134H62ZM87 133V134H86ZM94 133V134H93ZM120 133H121V135H122V137L124 138L125 137V139H123L122 137L120 138V137H118L117 135H120ZM184 132L182 131V133H179V135H181V136H184V135H182ZM198 133V132H197ZM200 133V132H199ZM198 133V134H199ZM219 133H222V134H220L221 135V137H218L219 136ZM68 134V135H67ZM79 134L81 135V136H79ZM89 134V135H88ZM91 134V135H90ZM207 134H208V136H207ZM224 134V135H223ZM233 135L232 137L231 136H229V135ZM238 134V135H237ZM70 135H71V137H70ZM88 135V136H87ZM109 135H111V136H109ZM218 135V136H217ZM89 136H91V137H89ZM96 136V137H95ZM200 136H199V139H200ZM223 136H225V137H223ZM236 136H239L238 138L236 137ZM69 137L71 138V140L69 139ZM74 137V138H73ZM97 139L96 141H95V138ZM114 137V138H113ZM117 137V138H116ZM195 137L197 138V141L199 140L198 139V135H195ZM223 137V138H222ZM59 138V139H58ZM68 138V139H67ZM205 137H203V139L201 138V140L202 141H205V139H204ZM217 138H221V140H222V142H221V140L219 139V141H217ZM224 138H225V140H224ZM227 138V139H226ZM230 138H234V140L233 139H230ZM78 139V140H77ZM98 139H99V141H98ZM229 139V140H228ZM260 139V140H259ZM70 141V142H68V141ZM200 140V141H201ZM263 140V141H262ZM199 141V142H200ZM215 141V142H214ZM217 141V142H216ZM227 141H228V143H227ZM235 141V142H234ZM249 141V142H248ZM259 141V143H257ZM74 142V143H73ZM92 142V143H91ZM93 142H95L94 144H93ZM198 142V143H199ZM261 142V143H260ZM197 143V144H198ZM203 142H201V143H199V145H201ZM215 143H217V145L215 146ZM229 143H233V144H229ZM237 143V144H236ZM90 144H92V146L90 145ZM211 144H212V142H211ZM221 146H220V145ZM227 144L230 146H227ZM256 144V145H255ZM260 144V145H259ZM57 145H58V147H57ZM73 146H75V147H73ZM198 146V145H197ZM210 145L208 144V147H209ZM225 146H226V148H225ZM101 147V148H100ZM200 147V146H199ZM198 147V148H199ZM223 147V148H222ZM233 147H235V148H233ZM259 147V148H258ZM92 148H95V149H92ZM98 148H100V149H98ZM110 148V147H109ZM108 148V149H109ZM220 148V149H219ZM222 148V149H221ZM225 148V149H224ZM261 148V150H259ZM79 149V150H78ZM128 149V148H127ZM170 149H172L173 150V148H170ZM169 149V150H170ZM218 149V150H217ZM230 149H231V151H230ZM234 149H236V150H234ZM99 150V151H98ZM129 150H131L130 148H129ZM209 150H211V151H209ZM221 150V151H220ZM223 150V151H222ZM232 150H233V152H232ZM96 151L98 152V153H96ZM107 151V150H106ZM109 151H110V149H109ZM199 151L200 152H202L203 153V151H202V148H199ZM218 151V152H217ZM226 153H225V152ZM255 151H257L258 153H259V151H260V153L258 154L257 152L255 153ZM207 152H204V153H207ZM216 152V153H215ZM219 152H220V154H219ZM222 152V153H221ZM228 152V153H227ZM243 152V153H242ZM57 153H58V155H57ZM67 153H68V155H67ZM79 153V154H78ZM170 153L171 154H174L173 152H171V150H170ZM231 153H235V154H232L231 155ZM247 153V154H246ZM228 154V155H227ZM255 154V155H254ZM257 154V155H256ZM58 157H57V156ZM231 155V156H230ZM236 155V156H235ZM245 155V156H244ZM248 155H250V156H248ZM259 155V156H258ZM59 156H60V159H58L59 158ZM63 156H64V158H63ZM65 156H67V157H65ZM175 156V155H174ZM56 157H57V160H59V163L60 164H58V161L56 160ZM100 157V158H99ZM105 157V158H104ZM228 157H229V159H228ZM231 157V158H230ZM238 157H239V159H238ZM242 159H241V158ZM252 157V158H251ZM256 157H258V158H256ZM262 157V158H261ZM52 158H54V159H52ZM75 158V159H74ZM216 158V160H214ZM90 159V160H89ZM97 159V160H96ZM100 159V160H99ZM106 159H107V161H106ZM128 160L130 159L129 157L127 158ZM232 159H234V160H232ZM244 159V160H243ZM171 161H172V158L170 159ZM226 160H228V162L229 161H231V162H229V163H227V161ZM252 161V163H250L251 161ZM254 160V161H253ZM255 160H257V161H255ZM66 163H65V162ZM84 161V162H83ZM177 161V159L176 160H173V162H176ZM215 161V162H214ZM241 161H243V162H241ZM98 162V163H97ZM101 162V163H100ZM106 162V163H105ZM226 162V163H225ZM236 162V163H235ZM249 162V163H248ZM257 162H258V164H257ZM260 162H263V164L261 163V165H259L260 164ZM58 164V165H56V164ZM69 163H71V164H69ZM231 163V164H230ZM241 163H242V166H241ZM248 163V164H247ZM256 163V164H255ZM55 164V165H54ZM67 164V165H66ZM68 164H69V166H68ZM244 164H245V166H244ZM246 164L247 165H249V166H251V167H249V166H246ZM251 164V165H250ZM54 165V166H53ZM66 165V166H65ZM71 165V166H70ZM111 165V166H110ZM110 165H108V168H109V170L108 171H110L111 172V170H115V168H114V166L116 167H123L124 165H127V162L126 161H124L123 159L121 160V161H119L118 163H115V164H113L112 165V163L110 164ZM253 165V166H252ZM255 165V166H254ZM257 165V166H256ZM59 166L61 167V168H59ZM68 166V167H67ZM73 166V167H72ZM75 166V167H74ZM260 166V167H259ZM261 166H263V167H261ZM55 167V168H54ZM56 167H57V169H56ZM91 167V168H90ZM116 167V168H117ZM243 167H247V168H244L243 169ZM254 167H256V169L254 168ZM259 167V168H258ZM86 168V169H85ZM224 168V169H223ZM235 168V169H234ZM251 169V168H253V169H251L250 171H252V170H254V172L252 171V173H255V170H256V173L254 174V176L252 177V175L253 174H251V172L249 171V174L250 175H248L247 176V178L248 179H246V175H245V173H247V172H244V171H246V170H248V169ZM59 169V170H58ZM62 169H66V170H62ZM234 169V170H233ZM242 169V170H241ZM226 171V172H223V171ZM227 170H228V172H227ZM237 170V171H236ZM90 171V172H89ZM92 171V172H91ZM98 171V172H97ZM242 171V172H241ZM232 172V173H231ZM261 172V173H260ZM59 173H61V174H59ZM72 175H71V174ZM262 174L261 176L262 177H260L259 175L260 174ZM217 174H215V175H217ZM228 174V175H227ZM232 174V175H231ZM238 174V176H240V178L241 179H246L245 181L243 180V182L245 183V182H247V183H245L246 184V186H245V184L243 183V186H241L242 185V181L239 183L240 184V186L237 184V182L235 181V177H236V175ZM242 174V175H241ZM71 175V176H70ZM245 175V176H244ZM55 176V177H54ZM57 176H58V178H57ZM233 176V177H232ZM251 176V177H250ZM184 177V176H183ZM182 177V178H183ZM225 177V178H224ZM245 177V178H244ZM178 178V177H177ZM250 178H252V179H250ZM189 179V178H188ZM224 179H227V180H224ZM216 180V181H215ZM224 180V181H223ZM222 182V183H221ZM227 182H229V183H227ZM187 183H188V185H187ZM215 183V184H214ZM234 183V184H233ZM208 184V183H207ZM237 184V186H235ZM259 184V183H258ZM216 185V186H215ZM231 185H233V186H231ZM187 186V187H186ZM188 186H190L191 188H189ZM216 187H218V188H216ZM236 187V188H235ZM237 187L238 188H241V190H239V189H237ZM173 188H175V187H173ZM180 188V189H179ZM186 188V189H185ZM229 188V189H228ZM244 190H243V189ZM200 189V190H199ZM220 189V190H219ZM222 189H224V190H226V189H228V190H226V191H224V190H222ZM256 189H258V191L260 192V195H258L259 193H258V191L256 190ZM191 190V191H190ZM202 190V191H201ZM210 190V191H209ZM182 191V192H181ZM212 191V192H211ZM229 191V192H228ZM237 191V192H236ZM248 191V192H247ZM184 192V193H183ZM197 192V193H196ZM201 192H203V193H201ZM215 192V194H213ZM220 192V193H219ZM226 192H228V193H226ZM251 192H255V194L256 195H258V196H256L255 194H253L252 195V193ZM179 193V194H178ZM181 193V194H180ZM206 193H208V194H206ZM245 193L247 194V193H249V195H246L245 196ZM263 193V194H262ZM186 194V195H185ZM188 194V195H187ZM211 194H213L211 197H208L207 195H211ZM227 196H226V195ZM234 194V195H233ZM178 195V196H177ZM181 195H183V197L181 196ZM193 195V196H192ZM195 195V196H194ZM215 195V196H214ZM254 195H255V197H254ZM167 196H169V195H167ZM187 196H189V198L187 197ZM190 196H191V198H196V199H199V200H196V199H191L190 198ZM217 196V197H216ZM253 196V197H252ZM187 197V198H186ZM203 198L202 200H201V198ZM206 197V198H205ZM223 197V198H222ZM247 197H248V199L249 200H244V199H247ZM218 198V199H217ZM232 198V199H231ZM236 198V199H235ZM238 198V199H237ZM244 198V199H243ZM253 198V199H252ZM259 198H262V200L261 199H259ZM168 199V200H169ZM254 200V201H252V200ZM258 199V200H257ZM169 200V201H170ZM174 200V201H173ZM189 200V201H188ZM218 200H219V202H218ZM246 201V202H245ZM250 201V202H249ZM256 201H258V202H256ZM263 201V202H262ZM199 202V203H198ZM206 202V203H205ZM211 202H213V205H212V203ZM251 202H254L253 204L251 203ZM260 202V203H259ZM160 203V204H159ZM180 203V204H179ZM201 203V204H200ZM216 203V204H215ZM247 203V204H246ZM200 205L201 207H200V209L198 208L199 206L198 205ZM204 204V205H203ZM255 204V205H254ZM150 205V204H149ZM148 205V206H149ZM150 205V206H151ZM185 205H187V207L185 206ZM202 205H203V207H202ZM246 205V206H245ZM251 205H253V206H251ZM150 206H149V209H150ZM204 206H206V207H204ZM218 206H219V208H218ZM241 206L243 207V209H246V207L247 208H256V209H258L257 210V214H259V216L256 214V215H254V211H250L249 210V212H250V214H251V216H248L249 214V212L247 211L248 209H246L245 211H244V214L246 215H244L243 214V212L241 213V212H238V211H240V209H241ZM244 206H245V208H244ZM251 206V207H250ZM255 206V207H254ZM258 206V205H257ZM41 207V208H40ZM181 207L183 208V209H185L184 211H182L181 210ZM185 207V208H184ZM216 208V210H215V208ZM260 207H262V208H260ZM53 208V209H52ZM78 208V209H79ZM204 208H205V211H204ZM223 208V209H222ZM180 211V213H179V211ZM222 209V210H221ZM229 209V210H228ZM173 210V211H172ZM174 210H177V211H174ZM187 210H189V211H187ZM195 210V212L194 213H196V214H192L193 213V211ZM226 210V211H225ZM260 210V211H259ZM263 210V211H262ZM63 211V212H62ZM159 211V212H160ZM168 211V210H167ZM166 211V212H167ZM181 211H182V213L183 212H185L186 213V215L184 214L183 216L181 215L182 213H181ZM203 211V212H202ZM208 211V212H207ZM217 211V212H216ZM223 211V212H222ZM53 212V213H52ZM191 213V214H187V213ZM201 214H200V213ZM205 212V213H204ZM226 214H225V213ZM228 212V213H227ZM246 212V213H245ZM253 212V213H252ZM260 212V213H259ZM153 213H154V215H153ZM169 213V212H168ZM168 213H166L167 215H170V214H168ZM210 213H212V214H210ZM220 213V214H219ZM156 214L159 216V219H156L155 217H157L158 218V216H156ZM175 214V215H174ZM204 214H206L205 216H207V217H205L204 216ZM209 214V215H208ZM222 214V215H221ZM226 216H225V215ZM248 214V215H247ZM261 214V215H260ZM194 216L193 218H195V219H193L191 216ZM197 215V216H196ZM199 215V216H198ZM203 215V216H202ZM211 215V216H210ZM213 215V216H212ZM214 215H216V216H214ZM217 215H219V216H217ZM244 216V217H243ZM254 216V217H253ZM257 216V217H256ZM261 216H263V218L261 217ZM185 219H184V218ZM188 219H187V218ZM196 217H198L197 219H196ZM211 217V218H210ZM240 218V217H242V218H240V219H235V218ZM250 217L252 218V219H250ZM256 217V218H255ZM262 218V219H260V218ZM153 218H155V220H153ZM166 218V219H165ZM167 218H168V221L166 222V220H167ZM191 218V219H190ZM255 218V219H254ZM152 219V220H151ZM164 219H165V222H164ZM175 221H174V220ZM183 219V220H182ZM203 219V220H202ZM209 219V220H208ZM230 219H231V221H230ZM233 219V220H232ZM249 219V220H248ZM256 220V222L254 221V220ZM162 220H163V222H162ZM170 220V221H169ZM176 220H177V222H176ZM253 220V222H250V221H252ZM145 221V222H144ZM203 221H205L204 223H203V225L202 226H200L201 224H202V222ZM227 221V222H226ZM231 223H230V222ZM258 221V222H257ZM197 222V221H196ZM207 222H209V223H207ZM225 222V225H227V228H226V226L223 224ZM238 222V223H237ZM262 222V223H261ZM175 223V224H174ZM229 223L232 225H230L229 226ZM260 223V224H259ZM152 224V227H153V223H151ZM177 224V225H178ZM146 225V227H147V223L145 224ZM195 225V226H194ZM225 226V227H222V226ZM259 225V226H258ZM149 226V225H148ZM166 226V225H165ZM168 226H167V228H168ZM179 226V225H178ZM179 226V227H180ZM183 226H185V228L183 227ZM189 226V227H188ZM192 226H194V227H196L195 229H194V227H192ZM218 226V227H217ZM242 228H244V229H242ZM243 226H245V227H243ZM162 227V228H161ZM175 227V228H174ZM239 227V228H238ZM249 227V228H248ZM257 227V228H256ZM170 228H168V229H170ZM197 228H198V230H197ZM234 228H235V230H237V231H235L234 230ZM238 228V229H237ZM249 230H247V229ZM263 228V229H262ZM170 229V230H171ZM188 229L190 230H192V231H190L191 232V234L188 232ZM204 229H202V230H204ZM196 232H195V231ZM222 230V229H221ZM150 231V230H149ZM194 231V232H193ZM235 231V235L233 234V232ZM246 231H248V232H246ZM250 231H252V232H250ZM262 233H261V232ZM144 232L145 231H142V233H140L141 235L140 236H143L142 234H144ZM208 232V234H213V233H209ZM222 232V231H221ZM146 233V232H145ZM153 233V234H154ZM158 233V234H157ZM204 233V234H205ZM227 233V234H226ZM237 233V234H236ZM239 233V234H238ZM255 233H261L259 236H256L255 235ZM149 234V236H150V233H148ZM175 234V235H176ZM186 234H187V236H186ZM203 234V233H202ZM201 234V235H202ZM65 235V236H66ZM145 235V234H144ZM146 235H147V233H146ZM145 235V236H146ZM152 235V234H151ZM163 235V234H162ZM169 235H171V233H169ZM184 235V236H183ZM251 235H252V237L253 236H256V237H254V238H256V242L254 241L253 242V244L254 243H256L255 244V248L253 249L251 246H253L252 245V241H253V239H252V237H251ZM145 236H143V241H145V239H148V236H146L147 238H145ZM186 239V237L189 239H186V241H185V239L183 238V237ZM226 238H225V237ZM250 236V239H251V244H247V242H249L250 241V239L248 238ZM163 237H164V235H163ZM162 237V238H163ZM200 238H201V236H199ZM257 237H258V240H257ZM52 238V239H51ZM160 238H158L159 240H160ZM162 238H161V240H162ZM173 238H174V236H173ZM172 237H171V239H173ZM236 238V239H235ZM249 240H248V239ZM260 238V239H259ZM175 239H176V241L177 240H179L180 238L179 237H176L175 236ZM235 239V241H233ZM262 239V240H261ZM158 240V241H159ZM174 240V239H173ZM245 240H247V241H245ZM170 241V240H169ZM169 241H167V242H169ZM180 241V242H181ZM226 241H227V244H226ZM137 242H139V241H137ZM160 242H162V241H159V243ZM165 242V241H164ZM164 242H162V243H160V244H162V246H163V243ZM166 242V244H168ZM174 242V241H173ZM178 242V241H177ZM176 242V243H177ZM180 242H178V243H180ZM180 243V244H183V243ZM187 242V243H188ZM219 242V241H218ZM260 242V247H258V248H260V251H263V253H264V246L261 248V245H262V243ZM36 243V244H35ZM51 243H52V245H51ZM145 243V242H144ZM156 243V242H155ZM158 243V242H157ZM171 243H172V241L170 242V245H171ZM175 243V242H174ZM173 243V244H174ZM242 243V245H240ZM263 243H264V241H263ZM134 245H133V247L134 248H132V250H135V249H137V252H135V254H134V251H132L133 252V254H132V252H131V255H127L131 260V262H130V264H134V263H136V264H152L153 262H152V260L150 259V258H146V259H144L146 256L145 255H143L144 253H143V248L141 247L142 246V243L140 242V245H138V243L136 244V241L133 243ZM165 244V246L166 247H168V245H166ZM172 244V245H173ZM180 244H179V246H180ZM220 244H221V242H220ZM244 244V245H243ZM176 245V244H175ZM225 247H224V246ZM226 245H228L227 246V248H226ZM247 245H250V247H251V249H246V246ZM43 246V247H42ZM52 246V247H51ZM165 246H163L162 248H161V252H163L162 254H165V252L167 251V250H170V248L169 249H167ZM174 246V245H173ZM173 246H171V248L173 249L174 247ZM176 246H178V245H176ZM244 247L245 246V249H246V252H245V250H243L242 251V247ZM164 247H165V252L163 251V249H164ZM181 247H182V245H181ZM248 247V246H247ZM249 247V248H250ZM140 248H142V250H140ZM178 247H176V249H177ZM180 248V247H179ZM176 249H173V250H171V251H173L174 253L175 252H177L176 251ZM225 249H227V252L226 251H224ZM244 249V248H243ZM253 249V250H252ZM140 250V251H139ZM229 250V251H228ZM234 252H233V251ZM248 250H252L251 252L250 251H248ZM138 251L139 252H142L141 254H140V256H144V257H140V258H138V260L140 261H138L136 258V260L139 262V263H137V261H135V260H133V258H134V256L135 255H137L138 254ZM179 252V251H178ZM257 253L259 252V249L256 251ZM137 253V254H136ZM225 253H226V255H225ZM229 253V254H228ZM234 253V254H233ZM256 253V254H257ZM260 253V252H259ZM258 253V255L259 256H261V255H263V254H259ZM177 254H179V253H177ZM216 254V253H215ZM227 254H228V256H227ZM225 255V256H224ZM233 255V256H232ZM240 255H241V257H240ZM257 255V256H258ZM131 256V257H130ZM133 256V257H132ZM160 256V255H159ZM164 256H166V255H163V258H160L161 260L163 259L164 260ZM244 256H245V258H246V261H248V262H243V261H241V259H243V260H245L244 259ZM259 256L257 257V258H259ZM264 256V255H263ZM136 257V256H135ZM137 257H139V254L137 255ZM162 257V256H161ZM167 257V256H166ZM166 257H165V259H166ZM224 257H226L225 259H224ZM168 258V257H167ZM211 258V259H212ZM262 258V257H261ZM260 258V259H261ZM231 259V260H230ZM230 260V261H229ZM254 260V261H253ZM258 260V259H257ZM264 260V259H263ZM159 261V260H158ZM183 261V263H185V262H187V263H185V264H188V261H186V260H182ZM181 261V262H182ZM185 261V262H184ZM253 261V262H252ZM262 261V260H261ZM260 261V262H261ZM142 262V263H141ZM211 262H210V264H211ZM242 262V263H241ZM250 262H252V263H250ZM164 263H170L169 262V260H165V262H163V264ZM157 264H159V262H157ZM171 264H173V263H171ZM182 264V263H181ZM262 264H264V262H262Z\"/></svg>",
    "mask_w": 264,
    "mask_h": 264
}]
</instances>
